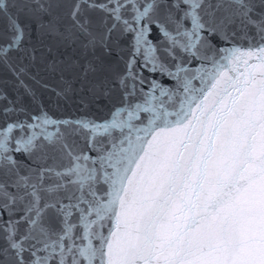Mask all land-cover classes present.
<instances>
[{"label": "snow or ice", "instance_id": "1", "mask_svg": "<svg viewBox=\"0 0 264 264\" xmlns=\"http://www.w3.org/2000/svg\"><path fill=\"white\" fill-rule=\"evenodd\" d=\"M0 264H264V0H0Z\"/></svg>", "mask_w": 264, "mask_h": 264}]
</instances>
